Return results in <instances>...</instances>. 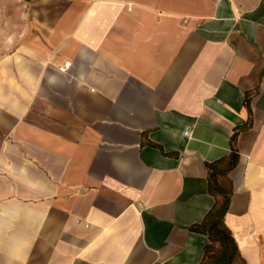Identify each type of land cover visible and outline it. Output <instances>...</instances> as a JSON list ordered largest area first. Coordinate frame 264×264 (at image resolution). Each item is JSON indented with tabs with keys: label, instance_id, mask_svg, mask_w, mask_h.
<instances>
[{
	"label": "crops",
	"instance_id": "obj_1",
	"mask_svg": "<svg viewBox=\"0 0 264 264\" xmlns=\"http://www.w3.org/2000/svg\"><path fill=\"white\" fill-rule=\"evenodd\" d=\"M252 90L226 223L264 264V0H0V264H201Z\"/></svg>",
	"mask_w": 264,
	"mask_h": 264
},
{
	"label": "trees",
	"instance_id": "obj_2",
	"mask_svg": "<svg viewBox=\"0 0 264 264\" xmlns=\"http://www.w3.org/2000/svg\"><path fill=\"white\" fill-rule=\"evenodd\" d=\"M254 91H248L245 104L249 110L247 121L237 125L231 135L229 152L214 161L207 162L209 171L208 190L213 196V204L204 218L191 226V230L205 234L208 241L204 248L201 264H248L242 255L238 242L226 223L234 193V183L230 172L238 165L240 151L238 148L239 134L253 124L251 101Z\"/></svg>",
	"mask_w": 264,
	"mask_h": 264
},
{
	"label": "built area",
	"instance_id": "obj_3",
	"mask_svg": "<svg viewBox=\"0 0 264 264\" xmlns=\"http://www.w3.org/2000/svg\"><path fill=\"white\" fill-rule=\"evenodd\" d=\"M186 134H188V132H185Z\"/></svg>",
	"mask_w": 264,
	"mask_h": 264
}]
</instances>
